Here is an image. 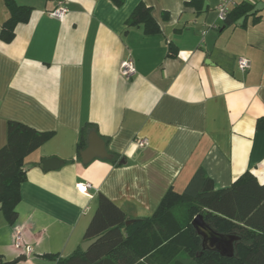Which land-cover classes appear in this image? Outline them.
<instances>
[{"label":"crops","instance_id":"1","mask_svg":"<svg viewBox=\"0 0 264 264\" xmlns=\"http://www.w3.org/2000/svg\"><path fill=\"white\" fill-rule=\"evenodd\" d=\"M15 1L32 14L12 42L0 40V150L9 121L52 137L25 160L16 223L0 210L6 263L71 256L100 194L138 221L152 217L169 190L182 194L199 169L217 190L246 172L264 185V131L256 128L264 117V0H248L255 15L231 26L217 11L224 0ZM60 2L68 9L63 20L49 15ZM141 3L160 32L128 27ZM8 18L0 0V33ZM240 58L250 61L249 71H240ZM127 59L136 68L130 79L120 71ZM88 124L84 150L96 132L111 159L83 162ZM136 137L148 146L138 147ZM46 160L59 163L45 169ZM17 231L31 253L15 249Z\"/></svg>","mask_w":264,"mask_h":264},{"label":"trees","instance_id":"2","mask_svg":"<svg viewBox=\"0 0 264 264\" xmlns=\"http://www.w3.org/2000/svg\"><path fill=\"white\" fill-rule=\"evenodd\" d=\"M121 7L125 0H112ZM202 0H193L190 4ZM9 18L1 27L0 40L12 42L16 27L27 23L32 8L4 0ZM254 6L243 2L232 9L224 23L231 26L252 13ZM128 27L143 25L144 33L160 32L151 8L139 4L127 22ZM173 47L168 56L174 57ZM91 125L83 128L80 150L86 147ZM264 131V117L256 122ZM52 133L39 132L25 124L7 123V142L0 150V210L13 225L18 219L20 186L27 180L26 158L45 144ZM201 216L217 233L239 238L232 257L203 249V239L193 220ZM127 215L105 195L98 198L97 212L87 229L85 241L102 236L87 252L78 248L71 256L46 255L53 264H264V185L250 172L231 187L215 188L213 180L199 169L182 194L169 190L152 217L126 226ZM0 264H8L0 255Z\"/></svg>","mask_w":264,"mask_h":264},{"label":"water","instance_id":"3","mask_svg":"<svg viewBox=\"0 0 264 264\" xmlns=\"http://www.w3.org/2000/svg\"><path fill=\"white\" fill-rule=\"evenodd\" d=\"M84 163L95 157L101 159H111L112 156L106 151L105 142L98 136L96 132H91L89 136V144L86 150L81 154ZM45 169H49L54 164L59 163L57 160H46L43 162ZM136 220H128L126 226L134 224ZM194 228L203 239V249L220 253L222 256L232 257L235 254V244L239 238L234 236H224L214 231L211 226L204 222L201 216L196 217L192 222ZM102 236L84 241L80 248L85 253L94 244H96ZM23 260V259H22ZM15 262L8 263L14 264Z\"/></svg>","mask_w":264,"mask_h":264},{"label":"built area","instance_id":"4","mask_svg":"<svg viewBox=\"0 0 264 264\" xmlns=\"http://www.w3.org/2000/svg\"><path fill=\"white\" fill-rule=\"evenodd\" d=\"M247 1L248 0H224L222 1L217 7L220 20L224 21L233 8L238 6L240 3L247 2ZM67 12H68V9L66 8V6L62 2H60L58 7L55 10H53L49 15L50 17L54 19L63 20ZM238 67L240 71L247 72L251 68V63L246 58H240L238 60ZM120 71H121V75L125 79L132 78L136 74V68H135L133 60L127 59L123 61L120 67ZM134 141L140 148H144L148 146V140L146 138L136 137ZM78 188L79 189L90 188V184H85V185L79 184ZM14 247L15 249L21 252H24L26 254H29L32 252L31 247L26 245L21 231H17L15 234Z\"/></svg>","mask_w":264,"mask_h":264}]
</instances>
